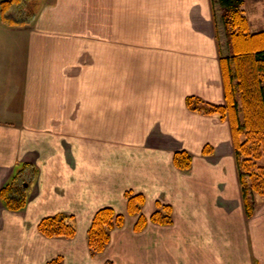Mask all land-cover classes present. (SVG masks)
Returning <instances> with one entry per match:
<instances>
[{
    "label": "crops",
    "instance_id": "obj_1",
    "mask_svg": "<svg viewBox=\"0 0 264 264\" xmlns=\"http://www.w3.org/2000/svg\"><path fill=\"white\" fill-rule=\"evenodd\" d=\"M44 4L32 26L0 21V188L22 161L37 169L22 211L0 202V264H264V197L245 216L229 125L185 104L224 103L210 0ZM128 191L146 219L169 206L172 224L134 232ZM105 207L124 225L92 257ZM58 213L73 216L71 239L39 233Z\"/></svg>",
    "mask_w": 264,
    "mask_h": 264
},
{
    "label": "trees",
    "instance_id": "obj_2",
    "mask_svg": "<svg viewBox=\"0 0 264 264\" xmlns=\"http://www.w3.org/2000/svg\"><path fill=\"white\" fill-rule=\"evenodd\" d=\"M45 0H2L0 21L7 28L32 26L45 5ZM24 9H18L20 5ZM244 0H210L215 41L218 48L219 67L222 79L223 104L204 103L197 97H187L185 104L192 113L217 116L230 128V137L238 184L242 195L245 216L253 214L252 200L264 197V30L249 31L248 19L244 16ZM20 10L24 18L15 17ZM202 155H211L210 146L202 149ZM192 157L187 151L173 154L172 163L180 171L191 167ZM6 183L0 188V202L9 212L22 211L32 196L37 169L24 160L12 169ZM126 212L138 216L133 231L138 233L150 223L170 225L169 206L157 204V210L149 219L142 214V195L124 194ZM124 216L110 207L95 212L87 231V248L93 257L102 253L110 241V232L122 227ZM39 233L45 238L71 239L76 232L73 216L58 213L40 220ZM47 264H62L60 258ZM105 264H113L107 261Z\"/></svg>",
    "mask_w": 264,
    "mask_h": 264
},
{
    "label": "rangeland",
    "instance_id": "obj_3",
    "mask_svg": "<svg viewBox=\"0 0 264 264\" xmlns=\"http://www.w3.org/2000/svg\"><path fill=\"white\" fill-rule=\"evenodd\" d=\"M24 5H20L18 9L23 10ZM244 16L249 22V31L252 33L264 30V0H244ZM16 10L15 17H23L20 10ZM74 226V223H73Z\"/></svg>",
    "mask_w": 264,
    "mask_h": 264
}]
</instances>
